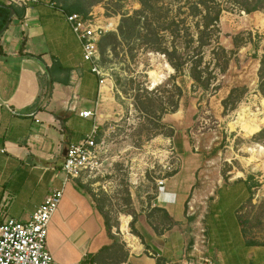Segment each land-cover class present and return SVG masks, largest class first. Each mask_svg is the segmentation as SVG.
<instances>
[{"label":"rangeland","instance_id":"374dc122","mask_svg":"<svg viewBox=\"0 0 264 264\" xmlns=\"http://www.w3.org/2000/svg\"><path fill=\"white\" fill-rule=\"evenodd\" d=\"M139 1L103 0L91 13L100 25H117L107 33H118L122 15L140 9ZM224 6L220 43L235 52L229 68L224 74L217 72L208 90L193 86L186 69L177 79L183 97L175 113H170L169 83L175 71L163 55L123 42L100 54L108 99L92 118H99L98 135L105 144L97 169L78 181L118 239L101 264L123 262L125 238L136 237L131 229L135 217L137 228L143 223L157 233L168 227V219L154 208L155 198L162 187L159 182L176 174L175 182L182 180L192 192L187 243L195 238L206 244L207 228L216 242L222 233L219 223H230L234 210L243 237L264 244V96L259 91V61L253 57L257 51L263 54L264 13L245 14L229 2ZM237 35L243 41L239 48L234 45ZM206 61H211L209 50ZM158 87L152 96L166 109L161 121L159 112L147 117L139 105L140 97L143 100L147 91ZM236 87L247 88V94L234 111L225 113L222 102ZM233 192L239 194L236 204ZM218 195L220 215L215 218Z\"/></svg>","mask_w":264,"mask_h":264},{"label":"crops","instance_id":"0c3cea01","mask_svg":"<svg viewBox=\"0 0 264 264\" xmlns=\"http://www.w3.org/2000/svg\"><path fill=\"white\" fill-rule=\"evenodd\" d=\"M52 2L31 4L0 36V225L6 219L30 220L52 192L63 190L49 225L53 259L101 264L102 258L94 257L112 244L103 217L78 180L64 184L62 167L68 146L84 139L94 125L100 127L99 118L92 117L108 99V88L83 60L79 40ZM86 111L93 116L81 117ZM177 177L165 180L154 205L175 225L156 233L141 223L144 243L125 238L127 256L121 264H157L158 259L161 264H264V244L243 237L233 208V220L219 223L216 242L207 228L206 244L195 238L187 243L186 205L192 192L182 180L178 185ZM232 196L236 204L239 194ZM219 204L218 195L215 218Z\"/></svg>","mask_w":264,"mask_h":264},{"label":"trees","instance_id":"16d2710c","mask_svg":"<svg viewBox=\"0 0 264 264\" xmlns=\"http://www.w3.org/2000/svg\"><path fill=\"white\" fill-rule=\"evenodd\" d=\"M54 1L62 5L68 13H81L88 16L91 13V8L103 0ZM224 2L223 0H140V9L135 10L132 15H122L117 29L118 33L102 35L99 41L100 54L104 55L109 46L123 42L136 45L149 53L163 55L175 71V75L169 79L173 89L170 98L172 106L170 113H175L179 109L183 97V89L177 83V79L183 75L186 69L189 71L193 86L208 90L212 82L216 80L217 72L224 74L229 68L235 52L228 51L220 43V20L222 13L226 10L225 3H231L245 14L264 13V0H227ZM0 4L8 6L7 3ZM12 7L15 8L16 17L21 19L25 10ZM9 14L10 11L7 8L0 7V32L5 27ZM241 37L242 35L234 37L236 48H239L243 43ZM249 41H252V36L249 37ZM208 50L211 53L210 62L206 61V51ZM0 55H2L1 47ZM253 57L259 61V91L264 96V48L261 56L257 51ZM167 66L172 70L168 64ZM159 88L151 92L147 91V96L143 100L141 97L139 98V105L147 117L159 112L157 119L161 121L167 114L166 109L162 106L163 104H158L160 100L152 96L154 91H158ZM246 94L247 88L245 87L233 88L222 102L224 112L234 111ZM157 127L159 126L156 125ZM262 134L264 131L260 133V135ZM97 138L100 140L99 135ZM158 211L168 219L169 227L175 225L173 219L164 210L158 209ZM136 223L135 217L131 223L132 233L144 243V237L138 231ZM105 227L112 244L104 247L94 257L95 260L103 258L105 253L113 250L118 244V239L113 234L111 227L107 223ZM157 264H161V259L157 260Z\"/></svg>","mask_w":264,"mask_h":264},{"label":"built area","instance_id":"2783aa9c","mask_svg":"<svg viewBox=\"0 0 264 264\" xmlns=\"http://www.w3.org/2000/svg\"><path fill=\"white\" fill-rule=\"evenodd\" d=\"M41 0H8L9 6L21 9L31 4H38ZM55 8L64 15L66 22L79 40L83 50V60L91 65L92 73L104 81L103 70L100 67L99 41L107 31L114 30L117 25L112 21L100 25L90 13H68L66 9L52 2ZM81 117H92V112H83ZM99 126L94 125L91 132L78 143L68 146L62 171L65 175L64 184L80 179L83 175L93 172L99 165L100 154L104 147V140H98ZM160 186L164 181L159 182ZM63 190L52 192L43 204L26 222L6 219L0 225V264H59L48 249L49 225L63 199Z\"/></svg>","mask_w":264,"mask_h":264},{"label":"water","instance_id":"95a60500","mask_svg":"<svg viewBox=\"0 0 264 264\" xmlns=\"http://www.w3.org/2000/svg\"><path fill=\"white\" fill-rule=\"evenodd\" d=\"M0 7H3V8H7L9 11H10V14H9V17H8V20H7V23L5 25V27L3 28V30L0 32V36L9 28L12 20L15 18L16 16V11H15V8H13L12 6H5V5H1L0 4Z\"/></svg>","mask_w":264,"mask_h":264}]
</instances>
